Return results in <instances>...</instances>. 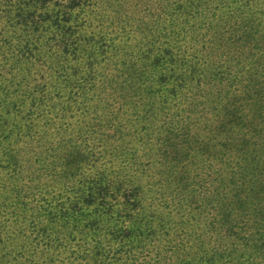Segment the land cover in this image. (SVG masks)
Instances as JSON below:
<instances>
[{"label": "trees", "instance_id": "obj_1", "mask_svg": "<svg viewBox=\"0 0 264 264\" xmlns=\"http://www.w3.org/2000/svg\"><path fill=\"white\" fill-rule=\"evenodd\" d=\"M209 2L224 9L214 25L197 28L209 29L210 36L187 39L181 31L172 30L169 36L161 29L142 33L123 54L127 59L114 64L102 89L118 86L123 94L136 97L137 106L148 99L149 117L182 92L223 94L226 103L220 106L223 116L214 134L232 135L223 143L209 139L192 155L180 152L177 157L172 154L176 145L171 151L165 147L154 164L148 155L143 163L116 146L110 155L90 154L87 170L77 166V181L68 169L63 171L64 185L54 186L61 189L58 195L39 191L31 208L42 217L35 223L32 242L19 244L29 239L22 228H16L15 235L0 234V264H264V40L262 53L244 64V50L252 46L244 42L248 36L240 22L262 34L264 26L248 18L255 6L239 10L222 0ZM83 12L84 6H62L59 12L18 18L25 23V37L44 44L73 34ZM85 76V71L71 74L67 79L77 83L71 88L6 90L0 100V152L15 137H24L34 121L50 122L49 116L67 112L82 92ZM103 82L88 91L94 94ZM114 97L123 102L122 94ZM104 101L100 97L99 102ZM243 110L245 115H235ZM10 116L15 125L9 124ZM136 119L138 128L145 129ZM226 142L240 145L227 164L231 167L222 178L210 180L203 174L204 180L199 179L198 163L205 153L222 158ZM69 155L45 152L37 162L57 158L73 168Z\"/></svg>", "mask_w": 264, "mask_h": 264}, {"label": "rangeland", "instance_id": "obj_2", "mask_svg": "<svg viewBox=\"0 0 264 264\" xmlns=\"http://www.w3.org/2000/svg\"><path fill=\"white\" fill-rule=\"evenodd\" d=\"M222 2L239 10H243V6H255L247 14L248 18L264 26V0ZM62 6H84L73 34L57 41L44 40V44L25 37L22 29L25 23L19 20V15L59 12ZM223 12L221 6H213L209 0H0V100L6 90L19 93L22 89L71 88L77 83L67 78L86 72L85 82L80 84L82 92L67 112L58 118L49 116L50 122L34 121L24 137H15L5 145L6 150L0 152V234L9 231L15 235L16 228H22L29 239H21L19 244L32 242L35 223L42 217L31 208L38 201L39 191L49 196L58 195L61 189L54 186L64 185L63 171L68 169L77 181L74 177L77 166L82 164L80 167L87 170L92 164L90 154L110 155L115 153L116 146L118 152L129 151L143 163L148 162V155L154 164L165 147L171 151L176 145L172 154L177 157L180 152L192 155L209 139L215 144L223 143L225 136L232 135L230 132L214 134L217 131L213 127L223 116L219 113L220 106L226 103L223 94L209 90L195 95L182 92L175 101L156 108L149 117L148 99L143 106H137L136 97L123 94L118 86L109 84L102 89L107 85L114 64L127 59L124 55L128 47L141 40L142 33L152 34L161 29L160 32L169 36L172 30L181 31V36L187 39L201 33L210 36L209 29L197 28L203 27L201 24L214 25ZM234 23L239 24V21ZM240 24L241 31L248 36L244 42L254 47L244 50L248 57L244 64H247L252 55L262 53L264 34ZM186 44L190 46L189 41ZM218 56L221 57L220 53ZM103 80L100 88H94L95 92L98 90L96 94L88 91ZM117 94H122L123 102L115 99ZM100 97H105V101L99 102ZM245 111L235 115L243 116ZM136 117L141 120L139 126L144 124L145 129L138 128ZM26 119L27 116L22 121L26 123ZM7 120L14 124L13 116ZM228 125L236 126L234 122ZM224 148L227 153L221 150L222 158L214 159L205 153L209 158L204 156L198 163L199 179L204 180L203 174H208L210 180L225 175L231 167L227 164L236 158L235 149L240 150V145L226 142ZM67 151H70L68 159H74L73 168L60 164L57 158L37 162L39 155L45 152L60 157Z\"/></svg>", "mask_w": 264, "mask_h": 264}]
</instances>
